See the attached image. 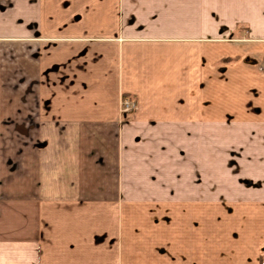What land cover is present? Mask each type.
I'll return each instance as SVG.
<instances>
[{
    "label": "crops",
    "instance_id": "obj_1",
    "mask_svg": "<svg viewBox=\"0 0 264 264\" xmlns=\"http://www.w3.org/2000/svg\"><path fill=\"white\" fill-rule=\"evenodd\" d=\"M263 63L264 0H0V264H264Z\"/></svg>",
    "mask_w": 264,
    "mask_h": 264
},
{
    "label": "rangeland",
    "instance_id": "obj_2",
    "mask_svg": "<svg viewBox=\"0 0 264 264\" xmlns=\"http://www.w3.org/2000/svg\"><path fill=\"white\" fill-rule=\"evenodd\" d=\"M230 145L234 147V145H237L239 149H231L230 151H216L214 154H218L217 156H220L222 154V157L230 156L232 165L228 167H220L217 164L213 167L214 169V175L215 179L213 181L212 187L215 191H223L225 189H230L232 191L240 190L242 185L246 186L250 189H257L260 187L259 182H254L247 180L244 175L245 172L253 173L252 165H238L235 163V159L233 158H242V157H248V161H253L254 155L257 154L254 141H253V134H233L231 133L229 135ZM216 156V157H217ZM228 172H223V170H229ZM258 173V172H257Z\"/></svg>",
    "mask_w": 264,
    "mask_h": 264
},
{
    "label": "built area",
    "instance_id": "obj_3",
    "mask_svg": "<svg viewBox=\"0 0 264 264\" xmlns=\"http://www.w3.org/2000/svg\"><path fill=\"white\" fill-rule=\"evenodd\" d=\"M261 69L264 70V63L261 65ZM135 110H137V104L135 103V101L124 97L121 110L122 114L126 116Z\"/></svg>",
    "mask_w": 264,
    "mask_h": 264
}]
</instances>
